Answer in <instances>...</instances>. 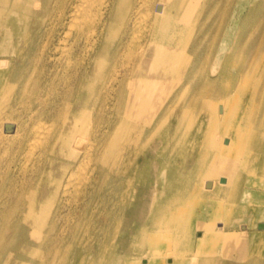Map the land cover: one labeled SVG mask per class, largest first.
<instances>
[{"label": "bare ground", "instance_id": "bare-ground-1", "mask_svg": "<svg viewBox=\"0 0 264 264\" xmlns=\"http://www.w3.org/2000/svg\"><path fill=\"white\" fill-rule=\"evenodd\" d=\"M31 1L35 6H38V0ZM146 1L128 8L126 4H131L132 0H63L64 4L70 5V27L72 22L74 24L76 22L79 26V35L84 39H79L84 43L81 44L82 46L79 45L83 47L82 69H80L83 72L78 73L80 78L75 79L76 85L71 87L70 84L67 90L74 92L75 88L76 101L85 108L69 109L67 125L53 131L49 124L50 128H47L52 131L47 130L45 133L43 130L44 127L46 128L47 123H45L43 128L39 126L44 133L35 131L34 136L31 138L29 136L26 140L23 158L28 159L26 162L29 161V158H35L32 184L30 183L32 188L27 192L26 197H32L33 204L36 202L37 210L50 213L57 206L58 195H64L68 206H70H67L69 209L68 212L66 211L68 217L72 214L71 212H74L73 215H87L90 220L92 210L96 211L99 219L95 221V224L101 230L106 229L102 232L103 237L100 236L102 242L99 244L116 251V254L113 253L111 264H188L195 263L196 254L206 257L207 254H211L212 257L209 258L211 264H223L217 258V254L222 251L223 254H228L231 259L225 263L234 264L233 258L245 257L251 244L257 241L251 230H255L254 225L261 224V218H264V82L256 90L257 73L260 70L257 67L253 69L249 67L245 71V79L241 78L238 85L227 84L218 90H214V83L217 79L213 78L212 83L203 89L204 94L201 101L196 99L190 102L195 109L197 105H200V110L196 111L194 115L189 116L186 112L189 109L186 107V109H181L177 103L174 105L171 103L172 105L164 107H161L162 105L159 103L158 106H154L157 102L152 100L158 98L155 97V93L159 91L161 94L168 93L170 88L172 89V86L168 87V83L182 76L193 61L192 57L198 51V47H194L193 52L188 50V45L196 25L205 13L206 5L211 0H205L203 4H200V0H173L168 6L163 2H158L154 11L150 7L153 11L150 13L142 8ZM152 1L149 0L150 3ZM16 2L21 3V0H0V51L4 50L3 42L8 40L11 34L24 33V17L15 9L6 7L7 4H16ZM101 5H106V10L102 15H98ZM62 6L65 8L64 5ZM208 12L210 11L208 10ZM116 19H122L125 24L123 25L126 27L125 30L130 33L125 39L127 40V44H125L130 48H137L138 45L141 47L136 49L135 57L129 61L127 75L130 79L127 82V90L124 91L123 98L121 97L122 99L114 104L115 112L123 111L126 115L135 112L143 114L148 109L151 115L144 121H136L130 125L126 120L120 118L117 120V124L112 126L111 131H109L110 126L108 125L110 123L105 119L108 127L104 126L101 131H103L102 134L106 140L99 143L101 147L99 146L98 149L95 146L94 137L90 138L91 135H87L86 130L81 131L80 134L77 133V122L90 115L87 105L93 93L94 79H97L103 67H108L111 62L107 57L110 45L100 37L97 40V27L105 28L104 38L109 39L116 31ZM66 29L70 30V28ZM48 33L50 32L48 31ZM47 37L45 36L46 40ZM222 42L224 45L226 41L222 40ZM117 45L113 54L118 50ZM42 47L44 46L42 45ZM92 50L93 54H91ZM40 53L42 54V52ZM120 53L122 54V52ZM218 54H222L224 61V55H226L224 49L221 52L217 51L216 55ZM6 60L0 58V71L4 69ZM217 65L214 60L213 71L216 70ZM109 76L111 75L109 74ZM105 78H103L104 84H107ZM13 80V77L9 78L11 83H14ZM52 85L54 86V84ZM159 85L161 86L158 87ZM255 92V96H258L255 109L254 107L253 110L243 107V103L246 102L243 99L244 96L249 95L252 98ZM48 95L50 96L49 93ZM102 96L99 93L96 94L93 102L96 103L103 98ZM70 101L72 100L70 99ZM54 108L56 109V106ZM43 112L45 113V111ZM101 113L103 112L101 111ZM141 113L140 115H142ZM101 122L103 121L101 120ZM38 125L40 124L37 123L36 126ZM125 129L131 132L127 142L116 143L118 142L116 141L117 136ZM196 141H199L197 147H192L191 145ZM19 146L21 147L22 144ZM91 160L93 162H88ZM205 161L210 162L209 167L207 170L199 172L198 168ZM86 164L90 165V169L89 175L87 174L88 177H86L85 190L73 205L68 194L70 195L73 190L71 185L75 182V178H81L82 171L80 169L84 170V167L89 166ZM6 167L8 169V166ZM86 170L88 169L86 168ZM77 171L81 172L78 174L79 176L76 174ZM141 174L149 176L151 185L147 189L139 191L136 201L124 204L123 199L126 194L130 193L132 179ZM81 180L83 181L82 178ZM78 182L81 183L80 180H77ZM221 194L224 197L219 199ZM233 214L235 215L233 216ZM244 222L246 223L245 228L235 227ZM123 223L124 227L122 228ZM74 227V232L83 230L84 235L86 234L85 236L88 237L83 239L87 244L95 245V238L93 242L89 239L93 229L89 221L86 226H80L78 220ZM197 229L201 230V234L195 238L194 233ZM111 230L116 235L120 232V242L127 246L120 245L119 241L116 242L117 237L113 233V237H108ZM244 231L246 234H243ZM234 251L236 256L232 254ZM166 257L171 258V261L166 263L164 261Z\"/></svg>", "mask_w": 264, "mask_h": 264}, {"label": "rangeland", "instance_id": "rangeland-1", "mask_svg": "<svg viewBox=\"0 0 264 264\" xmlns=\"http://www.w3.org/2000/svg\"><path fill=\"white\" fill-rule=\"evenodd\" d=\"M38 1V6H35V4H33L31 0H21V3H10L6 6L15 9L20 15L24 17L25 22L23 27L24 33H13V35L11 34L9 39L4 40L3 42L4 50L0 51V58L7 59L6 61H4V69L0 71V264H111V261L113 259L114 254H116V251L114 252L113 249L105 247V245L103 244H99V242H102L100 236L103 237L102 232L106 229L104 228L103 230H101L95 224V221L99 219L97 218L96 211L92 210V216L90 217V220L87 215L84 216L81 214L80 216H77L75 214L73 215L74 212H71L72 214H70L69 216L70 219H68L69 217L66 214V211L68 212V207L70 206H68L69 204H67V199L64 195H58L56 200L57 206H55L52 209V212L50 213L46 211L37 210L36 202L33 204L32 197H26L27 192H29L32 188L31 178L34 173L33 168L35 166V158H29V161L27 162L26 160L28 159L23 158V153L25 152L23 148L26 145V140L29 136V138L34 136L35 131L43 132L44 130L45 133H47V130L49 131L50 129H52L54 131L57 128L64 127L65 125H67L69 122L67 119L69 109L85 108L82 104L76 101L75 88L74 92H71V90H67L69 89L70 84L71 87L76 85L75 79L77 77L80 78V75L78 73L81 74L83 72V70L80 69H82L81 56L83 54V47L81 46L84 44L82 40H79L83 38L79 35V26H77L76 22L75 24L74 22H72V25L70 27V5L68 4V6L67 4H64L63 0ZM142 1L145 0H134V2L132 0L131 4L126 5H128V8H130L132 5L135 6L137 4H140V2ZM204 1L205 0H200V4H203ZM147 2L151 5H147ZM152 2L150 3L149 0L144 2L142 5L143 10L150 13L155 10V7L157 6L158 2H163L164 5L168 6L173 2V0H153ZM145 4L147 5L148 9L146 8ZM152 4L154 5V7ZM62 5H64L65 8H63ZM103 6L101 5L99 8L100 10L98 9V15H102L103 11L106 10V5L104 7ZM150 7L153 8V11L150 9ZM205 8V13L202 15L201 19L196 25V29L188 45V50H192L193 52L194 49L198 47V51L196 52L194 57H192L193 61L189 64L185 73L182 76L168 83L169 88L172 86V89L170 88V91L168 93L161 94V91L155 93V97L158 98H153L152 101L157 102L156 104H154V106H158L159 103L162 105L161 107L172 105L171 103H173V105L174 103H177V106L179 108L189 109L186 110L189 116L194 115L196 111L200 110V105H197V108L195 109L193 107L194 105L190 102L196 99L201 101V98L204 94L203 89L206 88L208 84L212 83L213 78L217 79L214 83V90L221 89L227 84L238 85V81H240L241 78L245 79V71L249 69V67H251L252 69L254 67H257L260 70L259 73H257L256 80L258 81V83L256 86V90L257 88L259 89L263 85H261V83L264 82V0H211L208 2ZM208 10L210 12H208ZM57 18L58 21H56ZM116 20V31L113 35L110 36L109 39L104 38V36L106 35V29H101L100 26V28L97 27V33L99 34H97L98 36L96 35L97 40L100 37V39H104L110 45V50L108 51L109 55L107 57L111 62L108 67H103L99 77L97 79H94L95 83L93 87V93L91 94L89 103L87 105L90 115L88 116V118L79 120L77 122V133L80 134L82 133L81 131L86 130V134L91 135L90 138L94 137L95 146L98 149L99 146L101 147V144L99 145V143L101 141L106 140L104 135L102 134L103 131H101L104 126L108 127L106 121L110 123L108 125L110 126L109 131H111L113 128L112 126L117 124V120H119L120 118L126 120L127 124L130 125L136 121H144L145 119H147V117H150L151 115L148 109L143 114L141 112H135L131 115H126L123 111L115 112L114 104H116V101H120V99L123 98L122 95H125L124 91L127 90V82L130 79L127 75V66L129 64V61H131L133 57H135L134 55L136 53V49L138 50L141 47L138 45L137 48H130L128 47V45H126L127 40L125 39L128 38V34L130 33L125 30L126 27L124 26L125 24L123 23L122 19ZM66 28H70V30L67 31ZM48 31L50 33H53L50 34L48 33ZM45 36H49L50 38L47 37L49 40H46ZM42 40L45 41L43 42ZM50 40H52V43L50 42ZM59 40L62 41L60 42ZM222 40L224 42L226 41L224 45H222ZM57 42L58 44H56ZM42 45L44 47H42ZM116 45L118 46V50L115 54H113ZM226 46L227 48H224ZM208 47L210 50L208 49ZM39 49L43 50L41 51ZM222 49H224L226 53V55H224V61L222 60V54L216 55L217 51L221 52ZM40 52H42V54ZM120 52H122V54ZM93 53L94 51L92 50L91 54ZM207 55L208 57H206ZM44 58L47 60H45ZM214 60H216V63L218 64L216 66L215 71L212 70ZM221 66L223 67L220 68ZM124 71H126L127 73ZM109 74L111 76H109ZM10 77L14 78V83H11L12 80L9 81ZM104 77H106L105 79L107 84H104ZM60 80H62L63 82ZM52 84H54V86ZM160 86L161 85H159L158 87ZM62 91L63 93H61ZM116 91L117 93L119 91L118 95ZM66 92L67 95H65ZM48 93L50 94V96L48 95ZM98 93L101 96L103 94L102 97L104 99L101 97V101L99 100L94 103V97ZM105 94H107L106 97ZM255 94L256 92L252 95V98H250L249 95L244 96L243 99L246 102L243 103V107H248L249 109L252 108L251 110H253V107L257 106L258 96L256 97ZM70 99L72 101H70ZM174 100L176 101L174 102ZM57 102L58 104H56ZM59 104H62L61 107ZM104 105L105 108H103ZM55 106L56 109L54 108ZM100 110L103 113H101ZM43 111H45V113ZM41 113H43L44 115L42 114L40 117ZM140 113L142 115H140ZM102 114L103 116H101ZM51 116L56 117L52 118ZM95 118L97 119L95 120ZM101 120L103 122H101ZM85 121L86 123H84ZM37 123H39L40 125L36 126ZM45 123H47L46 128L44 127ZM48 125L52 128L48 127ZM39 126H43V130H41ZM95 126H97L98 128ZM47 127L50 129H48ZM92 129L94 130L92 131ZM91 131H95L94 134H92ZM25 133L27 136L25 135ZM130 134L131 132L125 129L117 136L116 141L118 142L116 143L123 144L127 142V138ZM97 136H100L101 138ZM198 143L199 141H196L191 146L197 147ZM18 144H22V146L20 147ZM66 150L68 149L66 148ZM14 153L18 154L15 155ZM61 160L63 161L64 159ZM88 162H93V160ZM89 164H86V166ZM209 164V161L203 162L198 168L199 172L207 170ZM6 166H8V169ZM86 168L88 170H86ZM82 169L80 170L82 171L81 178L83 179V181L81 180V178H75V182L73 183V185H71V189L73 190L70 195L68 194L73 205H75V200L77 198H80L83 191L85 190V183L87 182L86 177H88L89 175L90 165L84 167V170ZM76 174H81V172L79 173V171H77ZM83 175L84 177H82ZM77 180H80L81 183H77ZM22 183L24 188L22 187ZM150 185L151 180L149 176H147V174L137 175L135 178L132 179L130 183V193L126 194V196L124 197V204L130 201H136V196L140 193L139 191L147 189ZM223 197L224 195L221 194L219 199ZM234 215L235 214H233V216ZM78 220L80 221V226H86L88 221L89 224L92 225V236H89V239L91 242H93V239L95 238V245L87 244L83 240L85 237H88L85 236L86 234L84 235L82 229L77 230V232L73 231V229H75L74 224L75 222L77 223ZM261 224V227H259V224L254 225L253 228L255 230H251V232H253V237H256L257 241L251 244V247L248 249L245 257L236 259L233 258L234 264H264V218H261ZM123 227L124 223L122 228ZM235 227H237L238 229L239 227L245 228L246 223H240V225H236ZM246 229L248 230V228ZM113 232L114 231L111 230L108 233V237H113L114 235H116ZM244 232L243 234H246V231ZM112 233L114 234L113 236ZM117 234V238L115 237L116 242H120L119 234L121 233L119 232ZM200 234L201 230L197 229L194 233V237L198 238ZM120 245L127 246L122 242H120ZM232 254L236 256L235 251L232 252ZM196 255L197 258H195L194 260L195 263L190 262L191 264H211V262H209V258L212 257L211 254H207L208 258L205 255ZM186 256L188 257L187 254ZM217 258H219V261L223 262V264H226L225 262L231 260L228 257V254H223V251L222 253L217 254ZM164 261L168 263L169 261H171V258L166 257Z\"/></svg>", "mask_w": 264, "mask_h": 264}, {"label": "water", "instance_id": "water-1", "mask_svg": "<svg viewBox=\"0 0 264 264\" xmlns=\"http://www.w3.org/2000/svg\"><path fill=\"white\" fill-rule=\"evenodd\" d=\"M262 226V224H259V227H261Z\"/></svg>", "mask_w": 264, "mask_h": 264}]
</instances>
